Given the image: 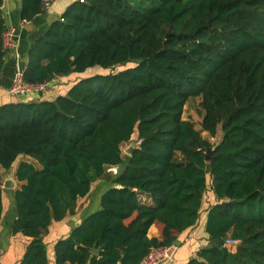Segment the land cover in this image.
Masks as SVG:
<instances>
[{"label": "trees", "instance_id": "1", "mask_svg": "<svg viewBox=\"0 0 264 264\" xmlns=\"http://www.w3.org/2000/svg\"><path fill=\"white\" fill-rule=\"evenodd\" d=\"M3 5L0 76L8 54ZM44 10L43 0H22L21 18ZM128 62L135 65L82 78L54 100L0 105V223L3 175L16 170L23 184L14 192L13 232L30 237L18 264H49L50 225L109 178V165L123 166L116 186L56 242L55 264H141L198 223L210 192V243L187 264H264V0H77L32 43L23 80ZM191 97L202 99L201 131L183 117ZM219 129L216 145L201 134ZM135 133L142 142L124 155ZM154 223L161 237L148 236Z\"/></svg>", "mask_w": 264, "mask_h": 264}, {"label": "crops", "instance_id": "2", "mask_svg": "<svg viewBox=\"0 0 264 264\" xmlns=\"http://www.w3.org/2000/svg\"><path fill=\"white\" fill-rule=\"evenodd\" d=\"M75 1L77 0H52L44 12L38 14L32 20H24L21 18L22 0H4L3 11L6 26L15 29L18 45L16 49L8 51L6 65L0 76V105L16 101H39L42 99V95L44 100H54L59 95L66 94L77 81L88 76L91 69L83 73L58 76L50 81V87L45 92L27 95H14L10 92L17 70H24L26 68L28 51L32 43L48 30L53 21L60 19L67 7ZM137 138V133H135L129 142L122 145L123 151H126ZM110 166L117 167L118 171L116 174L110 172L111 175L109 174L108 179L104 178L95 181L92 184L90 193L78 199L74 213L69 214L61 221H53L50 225L48 232L44 236L48 249L49 264H55L54 247L56 242L67 237L71 230L78 226L87 215L99 210L101 208L102 194L110 187L116 186L112 179L122 171L123 166L109 165L106 168L107 172ZM15 171L10 172L12 173L10 178L14 180V187L6 188L3 186L4 208L0 223V264H18L22 260L27 245L30 242V237L22 233L13 232V225L17 218L14 192L23 184L17 180ZM140 198L146 204H154L152 198L147 193H141ZM83 202L85 204L80 208L79 205ZM206 220L207 211H203L195 226L178 234L175 242L178 245V249L174 259L169 264H187L190 259L197 256V251L200 248L210 243L205 229ZM161 232L162 227L160 223H154L148 230V236L161 237ZM235 250L236 247L232 251ZM88 264H91V261Z\"/></svg>", "mask_w": 264, "mask_h": 264}, {"label": "built area", "instance_id": "3", "mask_svg": "<svg viewBox=\"0 0 264 264\" xmlns=\"http://www.w3.org/2000/svg\"><path fill=\"white\" fill-rule=\"evenodd\" d=\"M84 1V0H80ZM45 9L51 4L50 0H43ZM4 47L7 51L14 50L18 45V38L16 35V31L13 27H7L6 31L3 35ZM24 70L18 69L13 84L10 88V92L14 95L21 94L27 95L31 93H40L48 90L50 87V82L38 83V84H30L26 83L23 80ZM136 146H139L142 142L141 139H136ZM109 172L117 173V167L110 166L108 168ZM238 241L234 238H227L225 241V245L227 247H235L237 246ZM178 249L177 244H172L169 246H159L152 248L149 253L144 257L141 264H169L174 259L175 253Z\"/></svg>", "mask_w": 264, "mask_h": 264}, {"label": "rangeland", "instance_id": "4", "mask_svg": "<svg viewBox=\"0 0 264 264\" xmlns=\"http://www.w3.org/2000/svg\"><path fill=\"white\" fill-rule=\"evenodd\" d=\"M135 65V63L133 62H128V63H121V64H117L113 67H109V68H104V67H101V66H96V67H93V68H90L89 70V75H95V74H107V73H116V72H119L123 69H126L128 67H133ZM45 92V91H44ZM41 100H44V97L42 95V99ZM201 97H191L185 108H184V113H183V117L184 119H187V120H190L193 122L195 128L197 130H202V120H203V116H204V109L201 105ZM202 136L205 137V138H208L211 143H213L214 145L218 144L222 137H223V132L221 131V129H219L217 135L215 137H211L210 134L207 132V131H202ZM124 155H127L126 151H123ZM126 153V154H125ZM23 159H26V160H29L30 162L34 163L35 166L37 168H41V164L35 160L34 158L32 157H29V156H25V155H22V158L21 160ZM16 167L18 165V162L17 164L15 163L14 164ZM11 172L10 171H7V172H4V175H3V186H4V181H5V178L6 177H9V173ZM12 175V173H10ZM107 174L111 175V173L108 171ZM210 178H209V183H210ZM215 202V199L213 197V195H211V192L210 193H207L206 196H205V200H204V205H203V209L204 211L213 203ZM84 202L81 203L79 205L80 208H82L84 206ZM236 247V246H235ZM235 247H231V249H235Z\"/></svg>", "mask_w": 264, "mask_h": 264}, {"label": "water", "instance_id": "5", "mask_svg": "<svg viewBox=\"0 0 264 264\" xmlns=\"http://www.w3.org/2000/svg\"><path fill=\"white\" fill-rule=\"evenodd\" d=\"M136 148V142L133 141L130 145V147L126 150V152L131 155L133 150ZM215 147H211L207 152H206V161H211L212 160V157H213V151H214ZM10 176H12L10 173H9ZM9 177H6L5 178V181H4V187L6 188H13L14 187V180L12 178ZM93 252L96 253V254H99L100 251L98 249H95L93 248Z\"/></svg>", "mask_w": 264, "mask_h": 264}]
</instances>
